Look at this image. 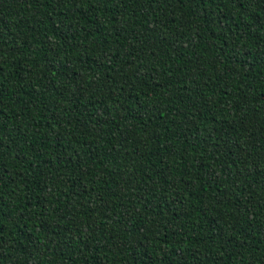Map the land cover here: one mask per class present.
Masks as SVG:
<instances>
[{"label":"trees","instance_id":"1","mask_svg":"<svg viewBox=\"0 0 264 264\" xmlns=\"http://www.w3.org/2000/svg\"><path fill=\"white\" fill-rule=\"evenodd\" d=\"M0 264H264V0H0Z\"/></svg>","mask_w":264,"mask_h":264}]
</instances>
